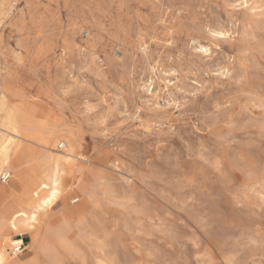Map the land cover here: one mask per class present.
<instances>
[{"label":"rangeland","instance_id":"obj_1","mask_svg":"<svg viewBox=\"0 0 264 264\" xmlns=\"http://www.w3.org/2000/svg\"><path fill=\"white\" fill-rule=\"evenodd\" d=\"M0 111L64 186L20 259L264 264V0H0Z\"/></svg>","mask_w":264,"mask_h":264},{"label":"bare ground","instance_id":"obj_2","mask_svg":"<svg viewBox=\"0 0 264 264\" xmlns=\"http://www.w3.org/2000/svg\"><path fill=\"white\" fill-rule=\"evenodd\" d=\"M200 48L206 50L204 45ZM7 126L9 127V125ZM63 145L64 142L61 146ZM32 158L31 150L19 151L9 143L0 141V173H4L2 178L8 177L9 171H13L14 176H17L20 182L19 187L8 194H4L3 187L0 185V195L5 196L4 199L0 200V264H31L30 260H22L18 257L22 250L20 253L11 252L12 244L21 241V235L24 233H28L32 242L36 243L34 248L37 250L33 249L35 253L46 248V244L40 240L45 235L40 229V224L47 209L57 201L60 193L64 190L60 170L45 171L41 161L40 164L30 162ZM46 164L48 165V163ZM5 234L19 236L9 238L10 244L5 246L4 239L8 238Z\"/></svg>","mask_w":264,"mask_h":264},{"label":"built area","instance_id":"obj_3","mask_svg":"<svg viewBox=\"0 0 264 264\" xmlns=\"http://www.w3.org/2000/svg\"><path fill=\"white\" fill-rule=\"evenodd\" d=\"M7 178V177H6ZM5 178V179H6ZM22 238V237H21ZM24 248V240L22 239L21 241L19 242H15L12 244V250L11 252H17V253H20V251Z\"/></svg>","mask_w":264,"mask_h":264},{"label":"crops","instance_id":"obj_4","mask_svg":"<svg viewBox=\"0 0 264 264\" xmlns=\"http://www.w3.org/2000/svg\"><path fill=\"white\" fill-rule=\"evenodd\" d=\"M23 239V238H22Z\"/></svg>","mask_w":264,"mask_h":264}]
</instances>
